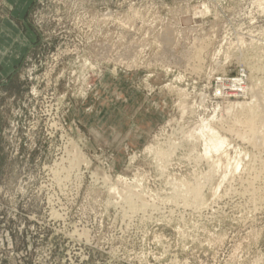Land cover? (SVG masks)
Listing matches in <instances>:
<instances>
[{"label": "rangeland", "instance_id": "1", "mask_svg": "<svg viewBox=\"0 0 264 264\" xmlns=\"http://www.w3.org/2000/svg\"><path fill=\"white\" fill-rule=\"evenodd\" d=\"M10 1L0 264H264V125L241 121L264 114V0ZM203 125L225 153L192 151Z\"/></svg>", "mask_w": 264, "mask_h": 264}, {"label": "bare ground", "instance_id": "2", "mask_svg": "<svg viewBox=\"0 0 264 264\" xmlns=\"http://www.w3.org/2000/svg\"><path fill=\"white\" fill-rule=\"evenodd\" d=\"M259 72V71H258ZM259 75V74H258ZM260 82H261V79H260ZM235 84V83H234ZM239 86V85H238ZM231 87V86H230ZM236 90V89H235ZM228 91V90H227ZM229 91H230V89H229ZM240 91V90H239ZM225 92V91H224ZM234 92V91H233ZM236 92V91H235ZM178 93V92H177ZM231 93V92H230ZM229 93V94H230ZM241 93V92H240ZM246 93V92H245ZM182 94V93H181ZM227 94V93H226ZM184 95H185V93H184ZM183 100V99H182ZM184 100H186V99H184ZM183 100V101H184ZM181 101V100H180ZM182 101V102H183ZM187 101V100H186ZM239 104V103H238ZM246 104H248V103H246ZM245 104V105H246ZM237 105V104H236ZM235 105V106H236ZM237 106H240V107H242V105H237ZM183 107V106H182ZM244 108H245V115H244V119L242 118V122H243V124H244V126L246 127V128H248V133H249V135H251V139H253L254 141H255V143L256 142H258V141H256L257 139H259V131H258V126H259V124L262 126V125H264V114L262 113V112H257V110L258 109H256L255 111H254V106L252 105V104H249V105H246V106H243ZM184 110V109H183ZM194 113V112H193ZM243 113V112H242ZM182 128V127H181ZM187 128V127H186ZM195 129V128H194ZM208 129V131H206ZM190 130H188V132H189ZM192 131V130H191ZM183 132V131H182ZM187 132V131H186ZM246 132V131H245ZM207 134V135H206ZM173 136V135H172ZM178 136V135H177ZM181 137V136H180ZM187 141H189V142H191L192 143V146H193V150L192 151H195L196 149V145H195V143L194 142H192L193 140L195 141V140H198V139H203V138H205V140H204V143H205V145H204V156L207 158H209V157H211V155H213V153H221V152H223V151H225L226 149H225V147L227 148V146L226 145H228V140H227V138L226 137H222L220 134H219V132H217L215 129H212V127L210 126V127H208L207 125H203V126H201V128H197V129H195V130H193L192 132H190V133H188L187 134ZM264 138H262V140H263ZM182 140V139H181ZM262 140H260V141H262ZM199 141V140H198ZM197 141V142H198ZM155 142V141H154ZM179 142V141H178ZM183 142V141H182ZM157 143V142H156ZM194 143V144H193ZM158 144V143H157ZM170 144V143H169ZM174 144V143H173ZM198 144H200V143H198ZM256 144H260L259 142L258 143H256ZM251 145V144H250ZM180 146V145H179ZM177 148V147H176ZM166 149V148H165ZM178 149V148H177ZM180 149V148H179ZM164 150V149H163ZM162 150V151H163ZM174 150V149H173ZM172 150V151H173ZM168 152V151H167ZM169 152H171V150H169ZM169 152L168 153H166V151L165 152H161V151H159V149H157V148H155L153 145H151V146H148L145 150H144V153L145 154H147V156L148 155H153V156H155V157H157V158H166L167 159V157H169L170 155H169ZM194 153V152H193ZM223 153H225V152H223ZM175 155V154H174ZM227 155V154H226ZM190 156V155H189ZM199 156H200V154H199ZM193 157V156H192ZM79 158H80V156H79ZM81 158H82V156H81ZM136 158V157H135ZM134 158V156H133V160L135 159ZM171 158V157H170ZM199 158V157H198ZM201 159V158H200ZM154 160V159H153ZM198 160V159H197ZM207 160V159H206ZM220 161V160H219ZM134 162V161H133ZM168 162L169 161H167L166 163L168 164ZM73 163H75V162H73ZM156 163V162H155ZM166 163H164L163 162V165H161V166H163V167H161V168H164V165L166 164ZM160 164V163H159ZM167 164H166V166H167ZM130 165V164H129ZM132 166V165H131ZM240 166V165H239ZM239 166H237V169L239 168ZM262 166H263V171H264V162L262 163ZM169 167V166H168ZM157 169V168H156ZM158 170V169H157ZM213 172V171H212ZM211 172V173H212ZM159 173V172H158ZM160 175V174H159ZM162 175V174H161ZM165 175V174H164ZM105 179H106V181H109L111 178L109 177V176H105ZM112 180V179H111ZM110 180V181H111ZM115 181V180H114ZM132 181V180H131ZM138 181V180H137ZM173 181V180H172ZM117 182V181H116ZM141 182V181H140ZM111 183V182H110ZM118 183L122 186V189L121 190H119V188H118V185H116L115 187H111V189H112V191L113 192H116L117 194L116 195H120L121 196V198L122 197H124V198H126V200L128 199V200H130V199H132L134 196H136L135 195V191H133L132 189H130V187L128 186V184H127V180L125 179V178H123V177H119L118 178ZM196 183H198V182H196ZM195 183V184H196ZM180 184V183H179ZM182 184V183H181ZM199 184V183H198ZM110 186V185H109ZM114 186V185H113ZM187 186V185H186ZM185 186V187H186ZM120 187V186H119ZM139 187V186H138ZM176 187V186H175ZM178 187V186H177ZM184 187V188H185ZM107 188V187H106ZM173 188V187H172ZM178 189V188H177ZM246 189V188H245ZM140 190V189H139ZM189 190V189H188ZM188 190L186 191L187 193H188ZM244 190V189H243ZM110 192V191H109ZM174 192V191H173ZM201 191L198 189V188H193V189H191V190H189V195L191 196H193L194 197V199H196V200H198L200 197H201V194H200V196H199V193H200ZM140 193V192H139ZM238 193V192H237ZM244 193V192H243ZM242 193V194H243ZM173 194V193H172ZM180 194V193H179ZM178 194V195H179ZM183 194V193H182ZM138 195V194H137ZM173 195H175V194H173ZM185 196V195H184ZM191 196V197H192ZM176 197V196H175ZM174 197V198H175ZM178 197V196H177ZM182 197V196H181ZM179 198V197H178ZM203 198V197H202ZM183 199V198H182ZM194 199H191V200H193V202H194ZM127 200V201H128ZM140 200H142V198H140ZM171 200V199H170ZM175 200V199H174ZM188 200V199H187ZM143 201V200H142ZM179 201H180V199H179ZM182 201V200H181ZM143 203V202H142ZM120 204V203H119ZM127 204V203H126ZM159 204V203H158ZM162 204V203H161ZM174 204H175V202H174ZM187 204V203H186ZM200 205V204H199ZM189 206V205H188ZM203 206V205H202ZM182 207V206H181ZM123 208V207H122ZM127 208V207H126ZM144 208V207H143ZM160 208V207H159ZM163 208H165V207H163ZM189 208V207H188ZM143 210V209H142ZM153 210V209H152ZM177 210V209H176ZM158 211V210H157ZM164 211V210H163ZM136 212V211H135ZM141 212V211H140ZM144 212H145V209H144ZM168 212V211H167ZM215 212V211H214ZM163 213V212H162ZM165 213V212H164ZM170 213H171V211H170ZM127 214V213H126ZM149 215V214H148ZM168 216V215H167ZM83 233V232H82ZM84 235V234H83ZM88 235V234H87Z\"/></svg>", "mask_w": 264, "mask_h": 264}, {"label": "crops", "instance_id": "3", "mask_svg": "<svg viewBox=\"0 0 264 264\" xmlns=\"http://www.w3.org/2000/svg\"><path fill=\"white\" fill-rule=\"evenodd\" d=\"M16 1L28 2L30 0H12V2L10 1L11 4L8 2L6 3L10 7H13ZM17 5L19 6V4ZM18 11H20V9H18ZM19 32L20 30L16 23L12 22L10 19H6L0 29V59L1 62L5 64L6 70L15 63V58L24 53L27 49L25 47L29 45L28 41L25 40L23 36H19ZM20 48H23V52L21 51L22 53L20 52Z\"/></svg>", "mask_w": 264, "mask_h": 264}]
</instances>
